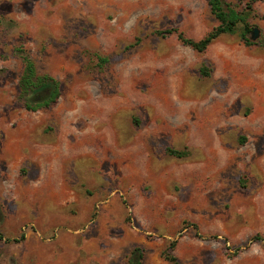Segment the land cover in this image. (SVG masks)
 <instances>
[{"label":"rangeland","instance_id":"obj_1","mask_svg":"<svg viewBox=\"0 0 264 264\" xmlns=\"http://www.w3.org/2000/svg\"><path fill=\"white\" fill-rule=\"evenodd\" d=\"M224 4L250 45L180 42L218 26L207 0H0V264H264V0Z\"/></svg>","mask_w":264,"mask_h":264},{"label":"trees","instance_id":"obj_2","mask_svg":"<svg viewBox=\"0 0 264 264\" xmlns=\"http://www.w3.org/2000/svg\"><path fill=\"white\" fill-rule=\"evenodd\" d=\"M207 1L210 7L211 14L219 22L218 26L199 41H194L192 39L186 38L183 36L182 33H178L177 38L180 40V42L185 46L191 47L197 52H203L208 47V45L219 35L224 33H233V31L236 29V26L239 23L243 22L241 39L244 44L250 45L247 36V34L250 33V27L248 26V23L244 22V17L242 16V13H240L233 7H230V5H225L224 0ZM250 1L254 2L256 0ZM223 5H225L226 8ZM173 32H175L174 29H167L165 31H159L157 33L160 35H168ZM23 60L24 68L19 79L18 85L19 97L22 100L23 108L27 111L35 112L40 109L50 107L60 97L59 83L48 74L37 73L33 63L26 57H24ZM200 71L203 75H207L205 68L202 67ZM167 151L170 155L177 156L179 154L177 151L171 149H168ZM183 155L184 154H180V156ZM1 238L2 237L0 235V239ZM253 239L255 241L264 242V240L258 235H255ZM173 244L174 242H172L171 247H173ZM141 252L142 250L139 246L134 247L132 252L134 258L132 259L137 264L140 263L142 257ZM164 259L170 264H180L178 259L171 254H166L164 256Z\"/></svg>","mask_w":264,"mask_h":264}]
</instances>
